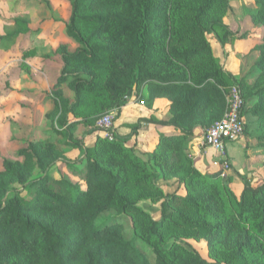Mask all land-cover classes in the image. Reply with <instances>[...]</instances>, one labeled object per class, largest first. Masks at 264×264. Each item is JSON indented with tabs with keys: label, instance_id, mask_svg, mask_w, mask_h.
Here are the masks:
<instances>
[{
	"label": "trees",
	"instance_id": "obj_1",
	"mask_svg": "<svg viewBox=\"0 0 264 264\" xmlns=\"http://www.w3.org/2000/svg\"><path fill=\"white\" fill-rule=\"evenodd\" d=\"M235 1L71 0L66 34L78 46L73 52L59 48L62 66L53 98L58 126L68 133L64 143L79 151L70 163H85L78 174L87 188L49 174L59 157L69 163L64 153L45 160L37 145L19 150L34 158L37 176L4 160L0 264H264V181L252 187L236 172L242 182L237 193L232 175L201 173L187 150L195 131L222 118L225 92L233 85L243 97L241 115L251 101L249 114L261 130L257 140L264 141V36L256 46L258 74L250 87L244 76L225 71L215 52L234 37L224 17ZM256 5L251 19L264 26V0ZM62 83H68L72 100L59 90ZM141 91L148 105L168 101V116L153 121L172 131L161 132L153 150L141 153L127 144L140 124L126 136L100 135L85 145L84 136L100 131V115ZM72 117L89 128L78 138L69 130L77 124ZM243 132H251L249 124ZM161 181L176 189L164 193ZM145 200L158 204V219L144 208ZM52 209L58 214L44 218ZM107 209L128 217L130 238L118 223H93ZM80 230L90 246L74 259ZM192 239L206 241L210 260L191 247ZM138 241L150 248L153 261Z\"/></svg>",
	"mask_w": 264,
	"mask_h": 264
},
{
	"label": "rangeland",
	"instance_id": "obj_2",
	"mask_svg": "<svg viewBox=\"0 0 264 264\" xmlns=\"http://www.w3.org/2000/svg\"><path fill=\"white\" fill-rule=\"evenodd\" d=\"M70 2L71 0H0V172L3 171V161L10 160L18 163L22 170L25 169L33 176L39 175L40 170L32 164L34 162L32 156L17 154L21 149H30L31 145H37V151L45 160L56 157V152L64 153L69 158V163L61 157L58 158L49 171L52 177L66 178L73 183L80 184L85 190L86 181L78 174L80 170H84L85 163L81 161L70 163V160L80 155L74 156L73 154L78 149L64 143L68 133L58 126V114L53 98V93L58 90L54 85L62 66L59 48L73 52L78 46L66 34ZM235 2L225 15L224 22L234 34L231 44L241 58L246 72L244 85L250 87L258 74L255 62L259 52L256 46L262 42L264 26L251 19V15L257 9L256 0ZM105 37L108 36L105 35ZM215 52L220 60L221 48L216 47ZM25 87L28 93L22 92ZM59 90L71 100L73 99V92L68 83H62ZM129 101L148 105L144 91L137 96L129 97L126 102ZM249 105L251 101L246 102L242 119L244 126L249 124L251 132H243L236 142L227 146L230 155L229 157L226 153L227 167L219 162L220 157L215 150L202 146L200 143L205 131L192 136L187 145L194 165L201 173L220 172L221 179L232 175L230 185L232 189L233 187L236 189H233L235 192L242 189V182L236 172L241 173L246 178L247 184L252 187L264 181V141L257 140L261 130L254 123L257 117L249 114ZM117 111L118 108H111L100 115L97 120L106 113L114 116ZM79 120L71 118V121L77 123L69 128L74 138L80 137L89 129L86 125L78 123ZM93 134L96 135L93 136ZM93 134L84 136V141L88 139L89 142L92 138L94 142L91 145H93L100 133L96 131ZM91 145L89 143L86 146ZM195 146L199 151V157L191 154ZM205 157L210 160V163L204 162ZM160 184L164 193H172L176 189L175 185L165 186L162 185V181ZM32 191L33 189H28V194ZM179 191L184 193V188L181 186ZM144 202V208L151 217L158 219L160 216L158 204H153L150 200ZM57 214L58 212L52 209L45 212L43 217L49 219ZM68 221L74 222L73 219H68ZM108 222L120 224L116 228L125 238L131 237L132 226L126 215H120L115 210L107 209L100 213L93 223L100 225ZM80 232L81 236L73 253L74 259L79 258L90 246V240L86 237L85 231L80 230ZM189 242L201 257L210 260L204 239H192ZM138 248L149 260L153 261V253L144 242L138 241Z\"/></svg>",
	"mask_w": 264,
	"mask_h": 264
},
{
	"label": "crops",
	"instance_id": "obj_3",
	"mask_svg": "<svg viewBox=\"0 0 264 264\" xmlns=\"http://www.w3.org/2000/svg\"><path fill=\"white\" fill-rule=\"evenodd\" d=\"M233 3L234 2H232V4ZM221 50L222 53H220V62L223 66V69L227 72H230L234 77H243L246 72L242 64V60L236 52L233 44L230 43ZM23 91L28 93L26 87L22 90V92ZM22 92L21 94H23ZM167 105L168 101L166 99L160 98L155 99L152 102V105H146L144 103H137L134 101L126 102L118 109V111L113 116V128L116 137H122L130 134L132 127L136 124H140L139 128L137 129V133L131 136L127 144L134 146L141 153L150 152L151 150H153L161 132L172 131V128L167 126L161 127L157 125L155 121H153V119L155 118L161 119L168 116ZM198 132L201 131L197 130L195 131V134H197ZM99 133L100 135H102L100 131ZM94 135L96 134H93V136ZM93 142L94 139L92 138L89 140V142L88 139H85V145H88L89 143L91 145ZM229 146H231V144ZM191 154L198 155V157L200 156L196 146ZM73 155H79V151L77 150ZM228 156L230 157L229 154ZM204 162L210 163V160H207V158L205 157ZM204 162L202 161V163ZM233 189L235 188L233 187Z\"/></svg>",
	"mask_w": 264,
	"mask_h": 264
},
{
	"label": "built area",
	"instance_id": "obj_4",
	"mask_svg": "<svg viewBox=\"0 0 264 264\" xmlns=\"http://www.w3.org/2000/svg\"><path fill=\"white\" fill-rule=\"evenodd\" d=\"M226 108L221 119L215 121L205 130L202 146L215 150L219 155V162L228 166L227 146L236 142L243 134L244 122L242 119L243 97L238 86L233 85L226 92ZM124 99L129 100L128 96ZM101 134L108 140L116 138L113 128V115L106 113L97 120Z\"/></svg>",
	"mask_w": 264,
	"mask_h": 264
}]
</instances>
